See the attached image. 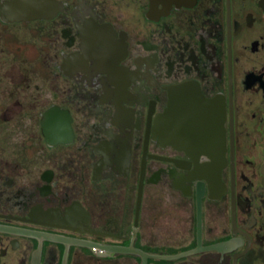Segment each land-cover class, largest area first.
<instances>
[{
	"label": "flooded vegetation",
	"instance_id": "1",
	"mask_svg": "<svg viewBox=\"0 0 264 264\" xmlns=\"http://www.w3.org/2000/svg\"><path fill=\"white\" fill-rule=\"evenodd\" d=\"M46 2L0 11V264H264V0Z\"/></svg>",
	"mask_w": 264,
	"mask_h": 264
},
{
	"label": "water",
	"instance_id": "2",
	"mask_svg": "<svg viewBox=\"0 0 264 264\" xmlns=\"http://www.w3.org/2000/svg\"><path fill=\"white\" fill-rule=\"evenodd\" d=\"M48 9V2L46 0H14L12 2L5 3L0 7L2 17L5 21H19V20H34L37 18H43L45 12ZM214 250H220V247H213ZM200 250H195L188 254H196ZM136 253L141 257L142 264H148L149 259L160 261H172L178 260L185 255L167 256V255H151L150 256L143 251L137 250Z\"/></svg>",
	"mask_w": 264,
	"mask_h": 264
},
{
	"label": "trees",
	"instance_id": "3",
	"mask_svg": "<svg viewBox=\"0 0 264 264\" xmlns=\"http://www.w3.org/2000/svg\"><path fill=\"white\" fill-rule=\"evenodd\" d=\"M154 262H156V263H158V264H164L163 261H154Z\"/></svg>",
	"mask_w": 264,
	"mask_h": 264
}]
</instances>
